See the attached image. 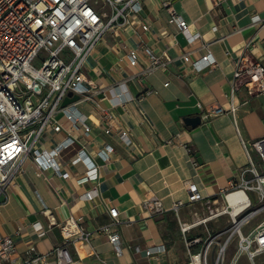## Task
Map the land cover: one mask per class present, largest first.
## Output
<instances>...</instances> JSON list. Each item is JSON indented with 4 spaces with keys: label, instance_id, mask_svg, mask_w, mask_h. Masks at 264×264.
<instances>
[{
    "label": "crops",
    "instance_id": "0c3cea01",
    "mask_svg": "<svg viewBox=\"0 0 264 264\" xmlns=\"http://www.w3.org/2000/svg\"><path fill=\"white\" fill-rule=\"evenodd\" d=\"M165 3L189 24L190 34H200L194 44L170 23ZM255 17L262 22L255 23ZM131 21L108 33L85 63L89 93L77 109L90 133L58 113L62 130L49 129L38 148L51 151L69 138L76 141L57 158L59 171L41 172L28 159L1 197L0 234L12 238L20 252L36 247L49 253L63 242L59 224L74 216L94 234L91 244L72 250L83 264H97L100 258L103 264H182L187 253L179 219L192 207L178 214L173 207L188 203L187 183L196 184L205 197L217 195L248 165L241 139L264 137V93L250 96L240 89L236 116L206 120L198 106L229 109L239 61L247 57L264 65V0H143ZM139 46L162 61L166 53L172 61L144 75L150 59L143 51L138 65L130 64L129 52ZM208 52L216 64L202 71L183 60L189 53L195 62ZM195 116H201L200 126L184 123ZM121 131L130 132V145L121 140ZM109 146L113 151L105 159L100 153ZM82 148L98 167L96 180L81 181L86 168L77 153ZM152 196L162 200L166 212L145 209ZM114 207L117 220L110 215ZM35 224L42 229L36 231ZM108 226L121 238L120 255L107 234L98 232Z\"/></svg>",
    "mask_w": 264,
    "mask_h": 264
},
{
    "label": "built area",
    "instance_id": "2783aa9c",
    "mask_svg": "<svg viewBox=\"0 0 264 264\" xmlns=\"http://www.w3.org/2000/svg\"><path fill=\"white\" fill-rule=\"evenodd\" d=\"M164 6L170 12V23L186 33L189 44L200 39V34H190L189 24L177 15L171 4ZM142 9L143 0H0V203L28 159H32L41 172L52 167L59 171L57 158L76 141L69 138L51 151L38 148L49 129L56 133L62 130L56 119L58 113L63 112L74 123H82L85 133H90L86 118L77 109L80 100L67 106L62 104L69 93L79 95L80 99L87 97L89 90L84 85V67L88 57L108 33H118L130 26L132 17L139 15ZM254 22L262 21L255 17ZM143 30L148 31L149 26L143 24ZM42 51L45 52L43 63L34 67L33 62ZM141 51L150 59L144 75L166 67L172 61L166 53H163L166 61H162L152 49L139 46L129 52L131 66L138 65ZM183 60L197 71L216 64L210 52L195 62L187 53ZM20 86L22 93L18 91ZM242 88L250 96L264 93V65L261 62L243 57L237 64L228 95L229 109L220 105L206 108L199 103L203 118L210 120L223 114L236 116L238 94ZM120 138L131 144L129 131H121ZM241 141L248 165L240 170L236 181L210 197L203 196L196 184L187 183L188 203L179 202L173 207L177 214L184 206H200L204 210L203 216L193 214L190 222L179 219L187 253L182 264H239L242 256L247 258L248 264H264V220L249 233L243 232L252 219L264 213V137L252 142ZM112 151L109 146L100 155L108 159ZM77 156L86 168L81 181L96 180L98 167L85 149H80ZM144 207L152 214L167 211L157 196L145 200ZM110 215L117 220L118 209L111 208ZM223 218H227L226 221ZM220 221L221 229L209 228L211 222ZM53 224L56 223L51 222V226ZM33 227L36 231L42 229L39 224ZM59 227L63 242L45 254L39 253L36 247L20 252L12 238L0 234V264H83V259L76 257L72 250H76L79 243L91 244L94 234L85 228L82 218L74 216ZM199 227L205 228V235L192 236V231ZM98 232L107 234L120 255V236L112 233L109 226ZM233 250L235 252L231 254ZM103 263L100 258L97 264Z\"/></svg>",
    "mask_w": 264,
    "mask_h": 264
},
{
    "label": "rangeland",
    "instance_id": "374dc122",
    "mask_svg": "<svg viewBox=\"0 0 264 264\" xmlns=\"http://www.w3.org/2000/svg\"><path fill=\"white\" fill-rule=\"evenodd\" d=\"M106 11H109V8L106 7L105 8ZM45 56V52L42 51L39 55V58L35 59V61L33 62L34 67H40L43 63V58ZM22 89L23 87L20 86L19 88V92L22 93ZM24 99V97H23ZM188 212V213H187ZM186 213L188 214L187 217H182V221L185 222H190L193 220V214L195 213H199L200 216H203L204 214V210L202 207L200 206H196V207H192L190 210H188ZM227 218H223L222 220L226 221ZM264 220V213L262 215H259L258 217L252 219L247 226L244 228L243 232L245 234L249 233L253 228H255L261 221ZM222 223V221H220V223L217 222H211L209 224V228L212 230H219L222 228V226L220 225ZM180 227V225H179ZM192 236H196V235H205V228L204 227H199L196 228L194 231H192ZM236 250V249H235ZM235 250L231 251V254H233L235 252ZM260 260V259H259ZM239 264H248L247 262V258L245 256H242L240 258Z\"/></svg>",
    "mask_w": 264,
    "mask_h": 264
},
{
    "label": "water",
    "instance_id": "95a60500",
    "mask_svg": "<svg viewBox=\"0 0 264 264\" xmlns=\"http://www.w3.org/2000/svg\"><path fill=\"white\" fill-rule=\"evenodd\" d=\"M79 100H80L79 95H74L73 93H69V95L65 98L62 105L67 106L68 104L77 102ZM184 123L187 126H191L192 128H196V127L201 125L202 118H201V116L187 117L186 119H184Z\"/></svg>",
    "mask_w": 264,
    "mask_h": 264
}]
</instances>
